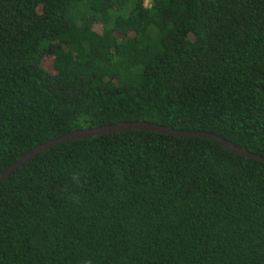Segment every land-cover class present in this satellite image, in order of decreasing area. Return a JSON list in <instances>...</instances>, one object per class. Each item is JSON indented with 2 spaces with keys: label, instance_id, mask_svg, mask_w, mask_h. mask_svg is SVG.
<instances>
[{
  "label": "trees",
  "instance_id": "obj_1",
  "mask_svg": "<svg viewBox=\"0 0 264 264\" xmlns=\"http://www.w3.org/2000/svg\"><path fill=\"white\" fill-rule=\"evenodd\" d=\"M119 121L264 156V0H0V172ZM0 264H264V163L141 129L63 141L0 180Z\"/></svg>",
  "mask_w": 264,
  "mask_h": 264
},
{
  "label": "water",
  "instance_id": "obj_2",
  "mask_svg": "<svg viewBox=\"0 0 264 264\" xmlns=\"http://www.w3.org/2000/svg\"><path fill=\"white\" fill-rule=\"evenodd\" d=\"M132 129L149 130L158 133L175 135V137L183 138H200L216 142L220 147L226 149L229 152L235 153L238 156L244 158L260 161L264 163V156H258L252 154L238 146L231 144L230 142L224 140L220 136L207 133V132H188V131H178L176 129L165 127L159 124L147 122V121H119L117 123L100 125L95 127H86L82 129H76L67 132L56 138L47 140L39 145L32 147L23 153L16 161H14L10 166L0 172V180L7 177L11 172L15 171L18 167L22 166L25 162L39 154L40 152L57 145L66 140L73 139H84L96 135L112 134L118 132H125Z\"/></svg>",
  "mask_w": 264,
  "mask_h": 264
},
{
  "label": "clouds",
  "instance_id": "obj_3",
  "mask_svg": "<svg viewBox=\"0 0 264 264\" xmlns=\"http://www.w3.org/2000/svg\"><path fill=\"white\" fill-rule=\"evenodd\" d=\"M71 180H72V182L75 183V184H79V183L81 182V179H80V177H79L78 174H77V175H73V176L71 177Z\"/></svg>",
  "mask_w": 264,
  "mask_h": 264
},
{
  "label": "rangeland",
  "instance_id": "obj_4",
  "mask_svg": "<svg viewBox=\"0 0 264 264\" xmlns=\"http://www.w3.org/2000/svg\"><path fill=\"white\" fill-rule=\"evenodd\" d=\"M45 61H46L47 68L50 69V64H49L50 61H47V60H45Z\"/></svg>",
  "mask_w": 264,
  "mask_h": 264
},
{
  "label": "built area",
  "instance_id": "obj_5",
  "mask_svg": "<svg viewBox=\"0 0 264 264\" xmlns=\"http://www.w3.org/2000/svg\"><path fill=\"white\" fill-rule=\"evenodd\" d=\"M147 3H148V1H147Z\"/></svg>",
  "mask_w": 264,
  "mask_h": 264
}]
</instances>
